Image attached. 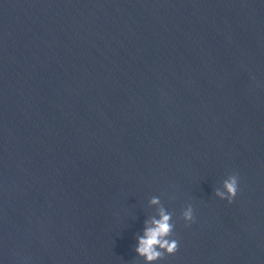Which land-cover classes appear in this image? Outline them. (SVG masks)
<instances>
[{
	"label": "water",
	"instance_id": "1",
	"mask_svg": "<svg viewBox=\"0 0 264 264\" xmlns=\"http://www.w3.org/2000/svg\"><path fill=\"white\" fill-rule=\"evenodd\" d=\"M161 208L151 264H264V0H0V264H147Z\"/></svg>",
	"mask_w": 264,
	"mask_h": 264
},
{
	"label": "clouds",
	"instance_id": "2",
	"mask_svg": "<svg viewBox=\"0 0 264 264\" xmlns=\"http://www.w3.org/2000/svg\"><path fill=\"white\" fill-rule=\"evenodd\" d=\"M238 177L229 175L223 181L224 191L217 190L215 195L221 200L231 203L237 194ZM158 199L151 200L152 204H157ZM182 218L186 222L193 221V208L188 205L182 212ZM171 214L166 213L163 208L159 211V219L151 221L152 227L146 228L144 235L138 237L136 252L145 258L147 264L162 258L164 255H172L178 249V241L169 239L173 232V225L170 223ZM162 250V251H161Z\"/></svg>",
	"mask_w": 264,
	"mask_h": 264
}]
</instances>
